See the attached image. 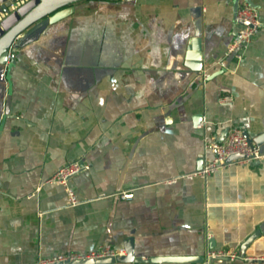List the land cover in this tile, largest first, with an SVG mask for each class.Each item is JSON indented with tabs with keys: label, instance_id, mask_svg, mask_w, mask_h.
I'll return each instance as SVG.
<instances>
[{
	"label": "crops",
	"instance_id": "1",
	"mask_svg": "<svg viewBox=\"0 0 264 264\" xmlns=\"http://www.w3.org/2000/svg\"><path fill=\"white\" fill-rule=\"evenodd\" d=\"M241 5L261 27L236 63L221 55ZM71 6L0 67V264L123 250L128 239L135 257L239 254L251 235L245 258L264 264V159L181 178L210 160L203 135L264 132V0ZM194 37L204 83L186 66ZM74 161L89 168L69 179L78 203L68 207L44 181Z\"/></svg>",
	"mask_w": 264,
	"mask_h": 264
},
{
	"label": "built area",
	"instance_id": "2",
	"mask_svg": "<svg viewBox=\"0 0 264 264\" xmlns=\"http://www.w3.org/2000/svg\"><path fill=\"white\" fill-rule=\"evenodd\" d=\"M28 1L29 0H15V3L9 7V11H14ZM5 15L6 14L2 13L0 19L4 18ZM233 27H235L234 36L225 47L221 58H232L238 63L241 60V49L251 40L255 32L261 27L256 10L249 6L241 5L233 17ZM216 65H220V61H217ZM208 77L209 74L207 69L199 71V79L201 83H204ZM228 101L229 98L227 96H222L219 98L218 103L224 104ZM202 143L203 148L211 154L210 160L205 161L197 171L181 176L182 179H199L203 181L213 173L229 166H248L252 162L264 159V153L249 143L244 132L237 126L229 125L226 135L221 142L210 138L208 135H203ZM232 156H236L237 158L228 162V158ZM88 168L87 164L80 161L65 164L50 175L44 181V184L61 187L65 194L67 206L73 207L77 205L78 201L69 188L68 181L74 175L86 171ZM119 197L121 199H129L131 195L129 193H121L119 194ZM123 255L124 251L122 249H115L109 245H103L85 254L62 253L47 259L37 258L33 264H68L79 260L97 261ZM201 258L202 261L199 264H214L215 261L223 259L229 264H233L240 260L237 252H229L220 249L215 250L211 248H207ZM245 260L249 261L250 259L245 258ZM257 260L259 262H264V259Z\"/></svg>",
	"mask_w": 264,
	"mask_h": 264
},
{
	"label": "water",
	"instance_id": "3",
	"mask_svg": "<svg viewBox=\"0 0 264 264\" xmlns=\"http://www.w3.org/2000/svg\"><path fill=\"white\" fill-rule=\"evenodd\" d=\"M74 1L76 0H29L14 11H9V7L15 3V0H0V13L6 14L4 18L0 19V67L13 64L15 52L28 42L35 40L47 25L71 14L73 11L71 4ZM200 43V37L192 38L189 52L186 55V66L193 72H199L202 67ZM227 129L224 128L221 135H225ZM244 135L249 143L264 153V132L253 138H248L245 133ZM222 140L223 137L219 138L218 142ZM236 158V156H232L227 161ZM254 238V235H251L239 247V259L249 264L255 261L245 260V250ZM123 251V256L115 258L97 261L79 260L68 264H199L202 261L201 257H135L130 239L123 242ZM220 262L229 264L224 259Z\"/></svg>",
	"mask_w": 264,
	"mask_h": 264
}]
</instances>
